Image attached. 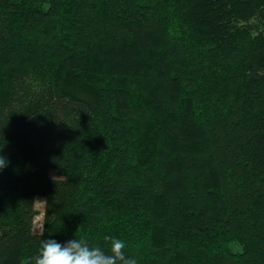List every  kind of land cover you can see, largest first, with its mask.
<instances>
[{"label": "trees", "instance_id": "1", "mask_svg": "<svg viewBox=\"0 0 264 264\" xmlns=\"http://www.w3.org/2000/svg\"><path fill=\"white\" fill-rule=\"evenodd\" d=\"M0 156V264H264V0H0Z\"/></svg>", "mask_w": 264, "mask_h": 264}, {"label": "clouds", "instance_id": "2", "mask_svg": "<svg viewBox=\"0 0 264 264\" xmlns=\"http://www.w3.org/2000/svg\"><path fill=\"white\" fill-rule=\"evenodd\" d=\"M8 161L0 156V170L7 167ZM41 218L36 217L39 221ZM41 228L44 225L40 226ZM43 235V232L41 231ZM107 249L91 245L84 237L59 243L54 239H43L37 254L21 264H137L136 259L125 254L126 242L122 239L105 236Z\"/></svg>", "mask_w": 264, "mask_h": 264}, {"label": "rangeland", "instance_id": "3", "mask_svg": "<svg viewBox=\"0 0 264 264\" xmlns=\"http://www.w3.org/2000/svg\"><path fill=\"white\" fill-rule=\"evenodd\" d=\"M52 175L55 176V177H59L55 172H53ZM36 201H37V203H36L37 204V207L40 209V211L43 210L45 199L43 197H38ZM37 216H39L41 218L39 221H37L35 219V228L38 230V229L41 228L40 226H41V221H42L43 213L40 212V214H38Z\"/></svg>", "mask_w": 264, "mask_h": 264}]
</instances>
